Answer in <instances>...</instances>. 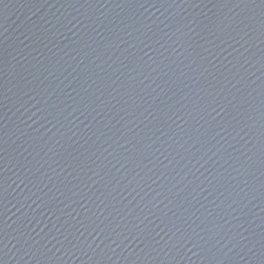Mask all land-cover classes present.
<instances>
[{
	"label": "water",
	"instance_id": "water-1",
	"mask_svg": "<svg viewBox=\"0 0 264 264\" xmlns=\"http://www.w3.org/2000/svg\"><path fill=\"white\" fill-rule=\"evenodd\" d=\"M0 264H264V0H0Z\"/></svg>",
	"mask_w": 264,
	"mask_h": 264
}]
</instances>
